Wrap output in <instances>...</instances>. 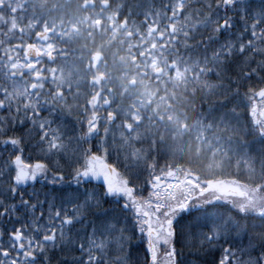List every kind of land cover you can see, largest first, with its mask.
<instances>
[{
	"label": "snow or ice",
	"instance_id": "1",
	"mask_svg": "<svg viewBox=\"0 0 264 264\" xmlns=\"http://www.w3.org/2000/svg\"><path fill=\"white\" fill-rule=\"evenodd\" d=\"M5 7L0 35H29L0 49V264H264V0L117 5L164 86L150 118L99 92L73 103L53 29ZM165 118L203 171L158 162Z\"/></svg>",
	"mask_w": 264,
	"mask_h": 264
},
{
	"label": "trees",
	"instance_id": "2",
	"mask_svg": "<svg viewBox=\"0 0 264 264\" xmlns=\"http://www.w3.org/2000/svg\"><path fill=\"white\" fill-rule=\"evenodd\" d=\"M122 2L13 0L15 4L24 5L22 12L18 10L15 13L17 21L23 15L24 22L31 18L37 21L38 26L47 23L53 29L52 43L60 50L55 57L57 69H63L73 86L72 92L78 93L73 103L84 102L89 95L99 92L101 103L107 96L111 108H132L146 118L158 117L163 112L161 96L164 86L152 77V69L146 67L145 61L139 56V37H128V29L118 27L123 15L117 17L115 10ZM160 2L156 0V3ZM0 13L6 19L10 16L7 7L0 9ZM135 19L138 21L140 18ZM0 27L6 29L7 25ZM132 30L135 31V28ZM28 35L27 31L23 35L11 33L10 39L0 35V49H4L7 55V48L17 42V37L23 42L28 39ZM133 44L136 48L132 47ZM90 79L100 83L98 86H90ZM147 123L148 119L145 120ZM151 130L153 135L148 147L151 149L154 142V154L159 163H179L199 171L205 169L207 154L201 151L197 155L194 141L187 136L180 138L175 132V124L167 118L156 121ZM25 155H28L27 151ZM152 155L150 150L149 156Z\"/></svg>",
	"mask_w": 264,
	"mask_h": 264
}]
</instances>
